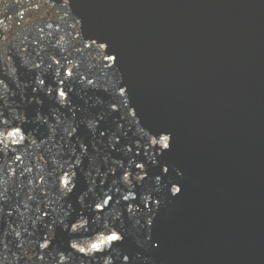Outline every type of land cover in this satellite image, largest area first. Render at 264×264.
Wrapping results in <instances>:
<instances>
[{
	"label": "water",
	"instance_id": "1",
	"mask_svg": "<svg viewBox=\"0 0 264 264\" xmlns=\"http://www.w3.org/2000/svg\"><path fill=\"white\" fill-rule=\"evenodd\" d=\"M0 264H264V0H0Z\"/></svg>",
	"mask_w": 264,
	"mask_h": 264
},
{
	"label": "clouds",
	"instance_id": "2",
	"mask_svg": "<svg viewBox=\"0 0 264 264\" xmlns=\"http://www.w3.org/2000/svg\"><path fill=\"white\" fill-rule=\"evenodd\" d=\"M176 189V192L175 194H179L180 192V189L177 187L175 188ZM178 190V191H177ZM174 194V193H173ZM174 194V195H175ZM112 236V235H111ZM111 236H109L106 240H102L100 244H93L92 245V248L97 252V253H100L101 252V248L104 244H107V243H110V239H111Z\"/></svg>",
	"mask_w": 264,
	"mask_h": 264
},
{
	"label": "snow or ice",
	"instance_id": "3",
	"mask_svg": "<svg viewBox=\"0 0 264 264\" xmlns=\"http://www.w3.org/2000/svg\"><path fill=\"white\" fill-rule=\"evenodd\" d=\"M178 191V190H177ZM121 239V237L120 236H118V235H116V234H113L112 236H111V239H110V243H112V242H117V241H119Z\"/></svg>",
	"mask_w": 264,
	"mask_h": 264
}]
</instances>
